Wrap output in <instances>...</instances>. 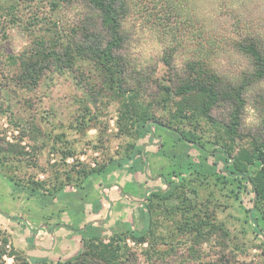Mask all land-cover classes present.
<instances>
[{"label":"rangeland","instance_id":"obj_1","mask_svg":"<svg viewBox=\"0 0 264 264\" xmlns=\"http://www.w3.org/2000/svg\"><path fill=\"white\" fill-rule=\"evenodd\" d=\"M231 1L241 23L222 16L217 0H132L123 23L126 38L118 51L126 68L116 70L117 82H113L104 67L76 50V45L85 44L83 29L90 23L86 22L89 10L79 0L71 4L62 0H0V158H7L0 165V210L12 218L24 219L29 214L35 222L44 218L43 214L53 219L57 216L58 221L73 214L70 218L75 226L82 213L62 201L42 206L36 198L17 191L14 183L32 186L35 182L43 184V190H52L85 187L91 181L94 189L88 206L102 199L122 172L117 162L129 155L135 143L136 118L127 113L131 101L147 111L151 121L197 132L211 141L224 135L219 125L202 118L195 126L174 119L191 116L194 108L203 106L196 94L180 96L175 92L192 73L198 76L189 70L191 62L198 59L196 72L206 69L242 87L239 113L235 106L219 101L212 115L231 125L237 114L240 130L232 143L233 156L252 148L253 139L264 135V81L254 80V67L246 54L231 50L223 41L240 39L245 23L264 38V0ZM188 18L191 20L185 22ZM233 25L238 26L239 36L231 34ZM202 26L216 35L205 37L206 47L200 46L202 41L196 37ZM165 54L172 55L170 67L165 65ZM34 62L40 77L35 82L22 81L26 66ZM164 87L171 88V93ZM148 148L147 176L136 181L124 171L130 184H122L123 193L129 192L139 201L150 189H166L160 178L171 170L167 159L154 154L155 145ZM191 155L199 161L197 150H191ZM91 170L101 172L87 179ZM189 179L171 200L153 203L155 237L150 245L128 240L122 264H264V244L247 221L252 193L247 189L236 200L213 180ZM136 183H141L138 194L132 190ZM125 208L121 206L118 214ZM133 212L140 214L139 210ZM200 220L203 227L194 230ZM10 222L0 214V252L14 248L25 257L8 231L7 225L14 226V221ZM135 222L140 230L143 220ZM113 235H106L105 245ZM0 264L20 262L0 256Z\"/></svg>","mask_w":264,"mask_h":264},{"label":"trees","instance_id":"obj_2","mask_svg":"<svg viewBox=\"0 0 264 264\" xmlns=\"http://www.w3.org/2000/svg\"><path fill=\"white\" fill-rule=\"evenodd\" d=\"M62 1L71 4L77 0ZM79 2L83 3L87 11L89 10L86 22L90 23L88 28L83 29V37L86 39L85 44L76 45V50L81 54L92 57L93 60L104 67L103 69L106 72L111 74V81L117 82L114 78L116 70L126 68L123 59L118 55V51L126 38L123 23L130 14L132 0H79ZM217 2H219L222 16L231 17L233 20L238 19L236 22L241 23V19L236 16V13L230 7L231 0H217ZM216 16L219 17L218 14ZM190 20L188 18L185 22ZM240 23H238V26ZM238 26L233 25L234 32H231V34L239 36L236 30ZM202 28L203 31L196 37L202 41L198 44L206 47V41L203 40L206 39L205 37H210L214 31H211L207 26L206 29L204 26ZM205 31L208 35L204 34ZM256 31V28L245 23L240 31V39L235 41V39L230 38L223 41V43L231 50L236 49L250 58L254 67L253 78L255 81L260 82L264 81V38ZM213 36L216 35L213 33ZM170 50L175 51L174 47ZM64 51H69V49L64 48ZM171 58L172 55L165 54L164 62L167 67L171 66ZM197 63L199 64V59L191 62L189 70L198 76L192 73V76L190 75L188 79L184 80L185 83L180 84L175 92L180 96L196 94L198 98L202 99L203 106L194 108L195 112L191 116L181 115L180 118L174 119L180 124L188 121L190 125L195 126L200 123L199 118H202L207 123L211 122L219 125L224 131V135L217 140H206L197 132H186L181 127L164 124L160 120L151 121L147 111L139 109L132 101L131 104L127 103L129 117L136 118L133 124L135 143L132 145L129 155L117 162L118 168L127 169L134 178H139L141 175L147 176L149 165L148 145H155L156 151L154 154L167 159L170 162L171 169L160 178V181L165 183L166 189H150L144 200L140 202L139 213L143 220L142 230L114 233L109 239L110 244L105 245L106 230L104 226L107 220L102 221L100 224L90 222L80 227L79 223L83 221L82 218L77 220L79 228L72 225L64 226L82 236L83 251L74 259L58 263L29 261L27 257L21 256L14 248L3 254L0 252V256H7L13 261L20 262V264H32L31 262L35 264H122V259L128 250V240L142 245H150L151 239L155 237L153 215L156 208L153 203L171 200L176 196L180 185L188 183L189 178L190 182L207 181L210 183L213 180L221 191L229 192L236 200H240L241 194L248 189V192L253 195V200L252 207L247 210V221L252 226L253 232L261 237L264 244V135L262 138L253 139L252 148H244L236 156H233L232 143L235 142L234 137L240 130L238 116L235 114L231 120L232 124L226 125L215 120L212 110L220 101L223 104L235 106L236 112L239 113V109L243 105L242 87L230 81L226 82L219 75L207 72L206 69H200L199 72H196L199 70V68H195ZM36 65L37 63L34 62L26 66L27 73L22 81L31 80V82H35L40 77L41 74L35 69ZM163 89L168 93L172 91L169 87ZM157 131H160L161 134H158ZM164 136H166V139ZM193 149L199 152L198 162L192 158L191 150ZM211 157H213V162H209ZM5 159L7 158H0V165L3 164ZM220 163L223 165L221 168L219 167ZM100 172L101 170L99 172L91 170L85 177L88 179L89 175L94 176V174ZM6 178L10 182H14L12 177ZM14 186L17 191L36 198L42 206H51L57 201H62L72 207L74 212L82 214H85L86 205L90 203V193L94 189V184L91 181L85 187L68 188L62 186L59 189L54 188L52 190H43L44 185L35 184V182L32 186L16 183H14ZM106 193L104 192L102 201L108 200L106 199ZM91 205L94 214H98L103 208L100 200L92 202ZM0 214L14 222H24L23 218L9 217L1 210ZM196 224L194 230L200 231L204 222L200 220ZM56 227H62V225L58 224ZM0 234H2L1 230Z\"/></svg>","mask_w":264,"mask_h":264},{"label":"crops","instance_id":"obj_3","mask_svg":"<svg viewBox=\"0 0 264 264\" xmlns=\"http://www.w3.org/2000/svg\"><path fill=\"white\" fill-rule=\"evenodd\" d=\"M125 170L127 171V169ZM125 170L121 169L122 172L119 173V177L116 178L114 181L115 183L110 186L111 189L109 194L106 193V199L108 200L102 201V199H100L103 208L98 214L93 213V207L91 205H86L85 214H79L77 216V220L83 218V221L79 223L80 227L90 222H95L96 220H107L104 226L105 230L108 229L105 232V236L108 233H125L129 230L139 231V228H135L134 223L139 222L135 221L141 219V214H135L133 210H136V212L139 210V203L141 201L132 196L129 192L126 194L123 193L122 188H124V186H122V184H130L126 182L127 177L125 175L127 173L124 172ZM135 179L138 181L140 177ZM140 184L141 183H136L132 187V190L134 189L133 192L136 194H138V191L142 192ZM133 192L131 191V193ZM121 206H126V208L123 210V214H118ZM43 215H45L44 218L41 217L42 214H38L41 219L40 221L36 220V222L32 221L29 214L26 215L24 219L27 224H24V222L20 223L24 225L23 227L19 226L20 224L18 225V222L13 221V223H10L14 226L5 224L8 227V231L13 233L17 249L23 252L29 261L58 263L76 258L83 251L82 236L64 227L72 225L71 223L73 222H71L72 219L70 217H72L73 214H70L68 220L62 219L61 221L57 220V216H55L56 219H53L47 217L48 214ZM77 220L74 222V224L77 225H75V228H79ZM58 224H61L62 227H56ZM16 225H18L17 228L15 227ZM45 226H47V228H45ZM142 229L143 225L140 230ZM31 263L35 264L33 262Z\"/></svg>","mask_w":264,"mask_h":264},{"label":"water","instance_id":"obj_4","mask_svg":"<svg viewBox=\"0 0 264 264\" xmlns=\"http://www.w3.org/2000/svg\"><path fill=\"white\" fill-rule=\"evenodd\" d=\"M146 191H148V189H147ZM95 222H96V223H99V224L102 223L101 220H96ZM45 228H47V226H45Z\"/></svg>","mask_w":264,"mask_h":264}]
</instances>
